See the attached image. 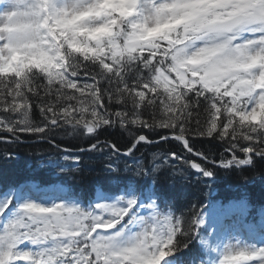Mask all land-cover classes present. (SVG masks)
<instances>
[{"label":"snow or ice","instance_id":"6c2138e0","mask_svg":"<svg viewBox=\"0 0 264 264\" xmlns=\"http://www.w3.org/2000/svg\"><path fill=\"white\" fill-rule=\"evenodd\" d=\"M102 129L126 133L129 145L101 141ZM58 134L94 140L79 153L103 144L114 176V156L176 142L182 152L124 164L153 185L165 166L205 178L255 168L264 162V0H0V144L34 136L59 149ZM63 159L80 170L81 155ZM220 210L206 220L202 206L176 209L134 181L87 199L10 185L0 189V264H184L194 243L188 264H264V227L223 223L243 217L245 201Z\"/></svg>","mask_w":264,"mask_h":264},{"label":"trees","instance_id":"16d2710c","mask_svg":"<svg viewBox=\"0 0 264 264\" xmlns=\"http://www.w3.org/2000/svg\"><path fill=\"white\" fill-rule=\"evenodd\" d=\"M36 117L38 118V112ZM96 138L101 141L112 139L121 147L122 151L130 143L128 135L118 129L115 131L102 129ZM21 139L22 142L16 144H0V189L26 183L47 187L53 184L54 192L57 194L60 192L65 195L74 193L87 199L96 197L95 193L98 189L103 194L117 183L123 185L134 181L145 191H157L162 201H168L175 205L176 209L186 210L190 203L202 206L206 220H209L213 215L221 216L222 205L244 200L247 210L243 217H230L235 222L234 227L245 230L248 228L259 230L264 227V162L257 161L255 168L245 166L239 169L225 170L217 167L214 169V175L208 178L200 176L194 171L184 174L183 177L180 175L173 177L170 175L172 169L165 166V170L159 174L158 182L153 185L149 177H136L134 172L124 171L125 163L119 162V157L130 160L129 163L143 160L147 165L153 152L166 149L182 152L180 145L176 142L153 146L141 144L133 157L116 156L117 160L115 161L113 158V162L119 163L117 165L121 171L114 176L106 169L110 151L103 144L101 145L103 152L100 150L78 152L79 148H86L94 140L84 137L73 139L67 135L58 134L56 143L61 147L57 149L46 141H39L34 136H23ZM193 142L197 147L211 148L217 153L222 150L217 141L196 139ZM64 148L69 149L71 153L81 155L79 171H73L77 167L73 161L66 163L60 161L62 164L60 167L68 169L67 172H57L48 166L49 159L56 155L60 156L61 153H64L62 151ZM9 151L12 153L11 158L6 157V153ZM225 155L228 154L225 153ZM128 165L132 166L133 164ZM209 167L211 166L209 165ZM41 192L52 193V191L46 190ZM161 206L165 210L167 209V205L162 203ZM238 219L241 223H236ZM223 223L227 226L224 219ZM197 247L198 245L194 243L192 249L181 253L178 259L184 264H188L190 258L196 253Z\"/></svg>","mask_w":264,"mask_h":264},{"label":"rangeland","instance_id":"374dc122","mask_svg":"<svg viewBox=\"0 0 264 264\" xmlns=\"http://www.w3.org/2000/svg\"><path fill=\"white\" fill-rule=\"evenodd\" d=\"M162 152V151H161ZM61 155V154H60ZM68 155V154H67ZM63 156H64V154L63 155H61V156H54V157H51L50 159H49V162H48V166H50L51 168H53L55 171H57V172H60V165H62L61 163H60V161L61 162H63V163H66V162H68V161H71V160H68V161H65L64 159H63ZM117 157H119V156H117ZM116 156H114L113 158L115 159V161L117 160L116 158H117ZM120 159H119V162H123V163H127V164H134L133 162H131V163H129L130 162V160H127L126 158H123V157H119ZM141 161H143V160H141ZM135 162V161H134ZM144 162V161H143ZM172 164H175L176 162L175 161H172L171 162ZM117 164H119V163H117ZM189 172H191V170H188V171H186L185 172V174L186 173H189ZM149 178H151V177H149ZM149 180V179H148ZM152 182V181H151ZM40 190L41 191H52V193L54 192V186H53V184L52 185H49L48 187L47 186H40ZM65 190H66V188H65ZM59 194H62V192H60ZM101 194V191H100V189H98L97 190V192L95 193V195L96 196H98V195H100ZM224 221H225V223L227 224V226H234L235 225V222L230 218V217H228V218H224Z\"/></svg>","mask_w":264,"mask_h":264}]
</instances>
